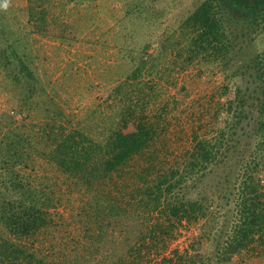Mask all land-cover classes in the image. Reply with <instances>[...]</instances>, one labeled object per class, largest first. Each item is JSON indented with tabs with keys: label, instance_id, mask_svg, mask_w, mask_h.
<instances>
[{
	"label": "trees",
	"instance_id": "16d2710c",
	"mask_svg": "<svg viewBox=\"0 0 264 264\" xmlns=\"http://www.w3.org/2000/svg\"><path fill=\"white\" fill-rule=\"evenodd\" d=\"M70 1L58 2L59 7ZM160 3L129 0L119 19L122 24L116 23L131 28L120 38L127 64L140 62L126 82L135 80L148 62L143 60L145 45L137 51L135 26L144 24ZM26 11L32 33L46 37L47 7L32 0ZM8 12L0 2V76L14 86L18 105L7 113L9 121L0 130V238L7 237L0 264H152L172 237L173 221L183 220L202 221L197 241L190 252L174 251L161 264H232L234 257L264 256V0H193L173 33L158 42L160 52H172L175 58L184 54L179 71L192 64L215 65L227 79L242 82L226 110L218 104L214 134L193 138L183 166L164 170L144 164L138 171L130 170L128 180L124 177L130 163L153 140L154 119L132 120V129L125 131L132 114L124 110L101 143L67 133L70 114L51 94L53 84L41 85L21 39L24 27ZM52 31L51 38L66 43L78 34L67 24ZM35 98L41 100L38 122L43 126L38 125L36 143L14 122L17 114L27 116L33 110L32 101L39 105ZM222 114L224 120L219 118ZM31 121L35 119L29 121L33 126ZM43 165L54 167L67 192L76 195L79 224L82 217L94 215L97 220L107 210L112 215L106 223L112 221V227L100 223L90 237L76 227L77 237L86 242L67 243L70 232L62 234L61 228L69 225L61 216L55 221L51 213L64 204L61 185L48 175H34ZM188 180L210 187L192 197L182 189ZM108 186L115 196L105 193ZM104 195L112 197L107 200ZM40 235L47 240L51 235L42 249L33 247ZM103 237H109V243H102ZM205 243L208 255L200 252Z\"/></svg>",
	"mask_w": 264,
	"mask_h": 264
},
{
	"label": "rangeland",
	"instance_id": "374dc122",
	"mask_svg": "<svg viewBox=\"0 0 264 264\" xmlns=\"http://www.w3.org/2000/svg\"><path fill=\"white\" fill-rule=\"evenodd\" d=\"M30 1L32 0H0L8 8V13L13 14L21 23V27H24L20 28L21 39L27 55L33 59L41 85L45 87L53 84L51 94L57 99L65 114H70V122L66 124L67 133L75 132L84 136L82 138L84 142L101 143L117 125V120L124 110H126L124 114H132L131 121L126 123L128 126L126 129L123 128L125 131L132 129V120L153 122L154 119L153 140L147 151L130 163L125 180L130 177V170L138 171L141 166H145L144 164L161 166L164 170L173 164L183 166L193 147V138L210 137L214 134L218 128L216 113L220 108L218 104H222L225 108H221L226 110L227 101L233 97L232 92L242 81L238 78L227 79L215 65L192 64L184 71H179L185 60L182 57L184 54L175 58L172 52L171 55L160 52L158 46L164 35L173 33L179 20L187 14L193 0H160V7H157V10L153 9V17L149 16L144 24L135 26L136 36L132 35L139 43L137 51L145 45L143 60L148 62L139 76L128 82L125 81V77L140 62L137 59L127 64L128 59H125L120 38L124 33H128L130 26L123 24L116 27V23L122 24L119 19L126 12L129 0H71L65 8L59 7L58 2L64 4L69 0H39L47 7L49 13L44 28L46 37L32 33V28L28 26L26 7ZM62 24H67L70 29L77 31L76 40L66 43L51 38V35L55 34L53 28ZM225 88H228L229 92L224 93ZM15 95L14 86L0 76V130L5 129L4 125L9 121L7 113L17 109ZM35 100L39 105L32 101L33 110H29L27 116L17 114L14 118L19 130L30 134L34 138V143L36 135L40 133V126L43 127L42 123L38 122L42 117L41 100L37 98ZM128 106L130 110L127 109ZM50 111L49 115L54 110L51 108ZM223 114L219 116L222 120L225 117ZM28 115L31 119H28ZM32 119H35L31 121L33 126L29 124ZM41 167L42 169L38 168L34 173L36 178L48 175L56 178L57 183L61 185L60 193L64 204L51 210V213L55 221L61 216L66 225H69L68 228H61L62 234L70 232L69 237H65L67 243L72 244L76 240L86 242L84 238L77 237L76 227H82V232H85L87 237L98 230L100 223L105 227H112L114 224L112 221L110 224L106 223L108 215H112L107 210L101 211L104 214H100L97 220L94 215L90 219L82 217L83 224H79V218L76 217L79 207L76 195L67 192L63 186L64 178L54 167L46 165ZM184 185L183 192L192 197L207 191L210 187L205 188L206 183L197 185V182L190 180ZM104 191L115 196L110 186ZM103 197L107 200L109 198L105 195ZM104 204L102 203V206ZM173 222L175 226L172 237L167 242L165 251L158 258H154L152 264H161L162 259L166 261L171 259L174 251L190 252L191 245L197 241L202 221ZM49 237L47 240L45 235H40L38 241L33 243V247L42 249V245L51 240V235ZM5 239H7L5 236L0 238L2 252V243ZM89 240L91 239L88 238L87 242ZM108 241L109 237L102 238V243H109ZM208 246L205 243L200 252L208 255L206 250ZM232 264H264V256L234 257Z\"/></svg>",
	"mask_w": 264,
	"mask_h": 264
}]
</instances>
